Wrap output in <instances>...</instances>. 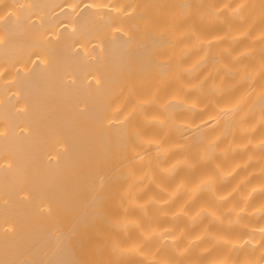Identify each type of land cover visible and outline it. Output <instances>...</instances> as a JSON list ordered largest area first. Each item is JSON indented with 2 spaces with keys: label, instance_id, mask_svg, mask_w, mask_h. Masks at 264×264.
Returning a JSON list of instances; mask_svg holds the SVG:
<instances>
[{
  "label": "bare ground",
  "instance_id": "6f19581e",
  "mask_svg": "<svg viewBox=\"0 0 264 264\" xmlns=\"http://www.w3.org/2000/svg\"><path fill=\"white\" fill-rule=\"evenodd\" d=\"M238 2L0 0V264H139L115 249L139 238L114 227L133 153L153 152L155 141L185 146L165 163L198 161L206 138L223 132L220 144L242 143L240 127L264 115V0H245L239 15L230 12ZM244 28L246 36L232 38ZM242 72L255 75L241 79ZM214 81H222L218 92ZM251 135H264V125ZM246 154L216 159L227 167ZM210 168L198 163L157 179L192 181ZM230 202L239 205L235 194ZM261 203L264 193H256L235 224L205 217L219 240L188 258L264 259ZM161 211L149 214L164 226ZM171 255L159 246L158 256Z\"/></svg>",
  "mask_w": 264,
  "mask_h": 264
},
{
  "label": "clouds",
  "instance_id": "9594fccd",
  "mask_svg": "<svg viewBox=\"0 0 264 264\" xmlns=\"http://www.w3.org/2000/svg\"><path fill=\"white\" fill-rule=\"evenodd\" d=\"M245 0L230 9L233 14L239 15ZM227 7V4L223 5ZM241 22L243 17L239 16ZM183 35V34H181ZM247 35V28L233 34V39H240ZM258 38H264V32ZM248 49L242 50L236 56L244 55ZM236 56L233 59H236ZM195 67V66H193ZM225 65L210 69L205 78L212 72L219 71ZM264 70V69H262ZM254 72H242L241 79L254 77ZM222 81H214L209 87L213 92H218ZM168 122L167 118L161 120L162 124ZM264 125V115L251 125H242L240 132L248 138L242 143L229 140L225 144L219 141L223 132L206 138L199 148L198 161H192L187 156H182L171 162L165 163L168 153L172 149H183L184 145H176L169 149L159 142H151L155 149L145 153L142 149L133 153L134 159L130 160L124 168L125 184L120 190L118 206L121 214L114 221V227L125 237L130 230L138 233V239L128 240L127 243H115L118 259L138 258L139 264H200L198 259H189L193 252L204 255L210 251L211 246L219 240V235L209 231L206 224L202 225L205 217L217 223L235 224L245 211V205L256 193H264V135L252 138L256 127ZM236 152L247 153L244 159L233 161L224 167L216 159L217 156L227 159ZM210 164V170L204 171L192 181L184 177L171 183L157 179V174L163 176L165 181L173 180L179 168L183 167L188 172H193L197 164ZM240 169L246 171L237 175ZM259 176L257 182L249 183L250 178ZM230 184L229 187L222 186ZM150 186L154 191H149ZM202 194L208 199L195 203ZM235 194L239 205L234 202L225 204ZM174 205L169 210V206ZM162 209L160 216L169 221L160 226L150 218V208ZM138 210L137 215H129L130 210ZM257 211H264V203L260 204ZM183 223H180V220ZM264 233V229H261ZM264 239V236L261 237ZM158 246L148 247L152 242ZM207 242V243H206ZM170 248L172 255L169 257L158 256L159 246ZM260 257H264V248ZM207 264H226L223 260L209 259ZM228 264H235L229 261ZM239 264H264V259H245Z\"/></svg>",
  "mask_w": 264,
  "mask_h": 264
}]
</instances>
